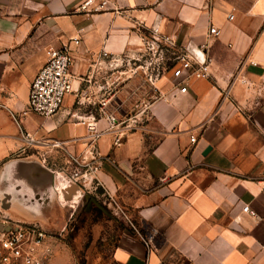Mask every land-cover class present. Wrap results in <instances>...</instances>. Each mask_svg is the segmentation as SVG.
<instances>
[{"label":"crops","instance_id":"obj_1","mask_svg":"<svg viewBox=\"0 0 264 264\" xmlns=\"http://www.w3.org/2000/svg\"><path fill=\"white\" fill-rule=\"evenodd\" d=\"M81 2L0 0L1 212L54 226L71 204L63 190L80 191L58 164L90 162L140 231L157 230L147 247L121 225L110 264H264V0H107L92 16ZM150 37L174 57L143 72L157 96L134 125L119 118V89L135 85L120 86L119 62L144 57ZM50 47L73 56L72 92L51 117L24 114ZM184 54L205 75L176 77Z\"/></svg>","mask_w":264,"mask_h":264},{"label":"rangeland","instance_id":"obj_2","mask_svg":"<svg viewBox=\"0 0 264 264\" xmlns=\"http://www.w3.org/2000/svg\"><path fill=\"white\" fill-rule=\"evenodd\" d=\"M232 1L235 5L246 7L253 0ZM150 39L144 57L128 56L119 62L121 69L129 71L120 74V86L128 76H133L135 80L134 88L119 89V118L121 121L129 119L128 122L134 125L143 124L139 115L157 96L151 84L153 80L147 83L143 78V72L148 66L155 67L154 78H156L160 74L157 72L158 67L163 65V62L168 65L171 62L169 58L174 57L163 42L159 43L160 41H155L151 37ZM148 84H151L150 90ZM145 118L149 117L146 115ZM148 124L152 130L151 137H155L153 120L149 119ZM57 167L65 173L64 183L72 180L77 183L80 191L74 197H70L63 190L64 196L71 203L67 204L66 214L49 218L54 226L48 229L44 227L50 241V243L46 241L41 250V255L45 258L44 264H110L112 247L118 230L121 225L128 224L126 217H129L128 206L120 197L111 196L97 180H94L95 169L90 162L79 166L73 160L71 162L66 160ZM62 184L60 186H63ZM96 203L103 208V214L95 209Z\"/></svg>","mask_w":264,"mask_h":264},{"label":"built area","instance_id":"obj_3","mask_svg":"<svg viewBox=\"0 0 264 264\" xmlns=\"http://www.w3.org/2000/svg\"><path fill=\"white\" fill-rule=\"evenodd\" d=\"M107 0H82L78 11L87 16H92L100 12L109 10ZM229 19L233 20L234 15L230 14ZM210 34L218 35L217 28H211ZM78 44L79 40L74 39ZM181 66L175 70L176 77H183V82L191 75L203 76L207 65L205 62L198 63L194 68V59L184 54L180 56ZM73 63V56L66 48L50 47L47 51L46 62L34 78L29 92L28 110L43 117H51L57 114L68 94L72 92V76L70 67ZM197 64V62H195ZM184 71L189 72L184 77ZM158 72V70H157ZM152 79V78H151ZM186 87L181 91L185 92ZM105 105V103H103ZM17 124V118L13 116ZM83 123H85L83 121ZM90 125V124H89ZM23 138L31 141L32 138L23 135ZM191 142H196V137H191ZM55 145H60L56 143ZM74 161V159H71ZM75 162L78 163L77 160ZM244 214L256 217V212L249 204L242 208ZM127 223L138 234L147 247H151L157 230L151 229L147 234H143L137 224L128 216ZM0 264H44L45 258L41 255V250L48 238L46 230L37 223H26L4 215L0 210Z\"/></svg>","mask_w":264,"mask_h":264},{"label":"water","instance_id":"obj_4","mask_svg":"<svg viewBox=\"0 0 264 264\" xmlns=\"http://www.w3.org/2000/svg\"><path fill=\"white\" fill-rule=\"evenodd\" d=\"M209 149H210V148H208V149L206 150V152H207ZM206 152H205V153H206ZM96 205H97L99 208L103 209L98 203H96ZM0 228H2L1 223H0Z\"/></svg>","mask_w":264,"mask_h":264},{"label":"trees","instance_id":"obj_5","mask_svg":"<svg viewBox=\"0 0 264 264\" xmlns=\"http://www.w3.org/2000/svg\"><path fill=\"white\" fill-rule=\"evenodd\" d=\"M99 213L103 214L102 210H100L98 207L95 208Z\"/></svg>","mask_w":264,"mask_h":264},{"label":"flooded vegetation","instance_id":"obj_6","mask_svg":"<svg viewBox=\"0 0 264 264\" xmlns=\"http://www.w3.org/2000/svg\"><path fill=\"white\" fill-rule=\"evenodd\" d=\"M96 205V204H95ZM102 210V209H101Z\"/></svg>","mask_w":264,"mask_h":264}]
</instances>
